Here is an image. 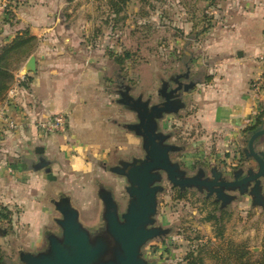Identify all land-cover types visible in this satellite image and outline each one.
I'll return each instance as SVG.
<instances>
[{"label":"crops","instance_id":"crops-1","mask_svg":"<svg viewBox=\"0 0 264 264\" xmlns=\"http://www.w3.org/2000/svg\"><path fill=\"white\" fill-rule=\"evenodd\" d=\"M220 1L214 0L215 4ZM69 4L66 0H30L14 11L10 24L0 18V45L24 29L38 39L31 55L36 60V72L25 74L21 68L15 74V77L27 75L30 83L27 87L13 84L0 105L17 125L10 131L0 121V206L21 209L14 214L12 225L18 222L27 225V241L33 252L40 251L47 232L60 234L53 202L61 196L57 200L45 198L49 192L66 190L69 183L65 176H92L96 167H101L105 176V168L112 159L119 163L144 156L141 138L125 128L130 124L131 111L114 99L115 82L111 71L108 73V69L114 68L113 59L107 54L97 56L98 47L84 39L83 25L67 20ZM233 6L230 11L226 9L227 16L223 10L215 12L210 8L215 15L226 16V21H209L201 27L204 57L191 59V66L199 65L203 75L191 80L187 70L184 74L192 86L186 92H178L199 90L191 116L198 120L205 136L223 145L238 144L262 110L249 87L264 71L258 61L264 47V0H234ZM117 83H120L117 93L120 98L125 88L122 79ZM56 113L67 115V132L41 135L35 122ZM37 148L43 150L41 155L36 153ZM40 157L46 162L43 168H38ZM212 168L208 162L201 161L193 174L186 175L192 176L203 169L205 177H210ZM109 172L106 174L113 176L117 184L123 181L127 184L124 177ZM173 189L179 193L188 191ZM112 196L116 201L113 193ZM72 201L71 206L78 211L79 221L86 229H89L87 223L96 224L91 215H85L87 210L82 214L80 204Z\"/></svg>","mask_w":264,"mask_h":264},{"label":"rangeland","instance_id":"rangeland-1","mask_svg":"<svg viewBox=\"0 0 264 264\" xmlns=\"http://www.w3.org/2000/svg\"><path fill=\"white\" fill-rule=\"evenodd\" d=\"M66 1L70 3L67 5L68 10L72 11V13L68 11L67 20L83 25L82 33L86 35L84 39L90 40L98 47L97 56L107 54L110 57L109 53L118 55L124 51L132 54V59L126 62L123 70H119L114 61V68L108 69L115 82L114 99H119L117 93L120 83L117 82L122 79L121 84L130 88V96L133 99L141 96L143 101L149 100L150 106L163 101V98L157 95V90L164 83L166 88L178 85L173 83L174 77L186 73L187 70L190 72L191 80L203 75L199 65L191 66V59L197 61L204 57L205 45L201 42L203 39L201 27L214 20L225 23L229 9L234 7V0H222L224 4L222 1L215 4L214 0H130L124 13L115 18L108 9L106 0ZM229 1L230 3H227ZM211 7L215 12L223 10L226 16L215 15L213 9L210 10ZM226 9L229 11L227 12ZM211 12L214 13L212 16L209 14ZM216 16L218 17L215 18ZM88 31H90L89 36ZM25 63L26 61L21 65L22 69ZM191 69L194 71L192 72ZM187 79L188 76L179 79L178 82L182 80L183 83ZM253 82L250 83L249 89ZM194 90L180 94L179 99L184 107L177 114L164 115L159 120L158 130L170 135L167 143L182 148L179 153L171 154L172 160L178 162L187 175L193 174L201 161L208 162L210 168L223 169L226 179L231 176L235 167H239L237 169L244 173L249 169L255 171L256 163L242 154L250 138L247 132L244 131L246 136L239 140L238 144L223 145L216 139L205 136L201 131L198 120L191 116L199 95V90L198 93ZM256 103H259L262 109L257 114L259 115L264 112V94L256 100ZM136 120L134 113L131 112L130 123H135ZM259 128L264 129V124ZM255 151H264V136L257 139ZM225 160H228L227 164ZM118 161L117 159L110 161L105 168V176L101 167H96L92 176L74 174L65 176L69 183L65 185L66 190L49 192L45 199L49 201L57 200L60 196L69 197L75 205L80 204L82 214L87 210L85 215H91L96 221V224L94 221L87 223L89 233L99 232L103 228V206L97 196L99 187L102 186L113 193L119 204L120 213L124 211L128 201L125 181L117 184L113 176L106 174L109 172V167L114 166ZM208 173L209 171L206 174ZM161 186L164 190L158 198L156 224L168 229L169 232L162 238L149 241L142 248L143 258L148 264H182L185 254L195 245V242L188 241V238L195 237L197 233L203 237L213 236L211 224L201 221L213 209L214 198L206 200L205 194L188 190L183 199H177L178 191L173 189L166 179H163ZM261 186L264 201V180ZM251 188L252 184L243 193H239L238 189L227 191L226 194L231 196L232 200L222 209L219 205L218 213L227 211L230 214L227 221L225 220L224 237L231 238L235 242H244L251 252L259 254L264 250L262 246L264 206L253 202L250 195ZM17 210L21 209H9L13 214L12 219L15 213H19ZM55 215L57 219L61 218L57 211ZM28 232L27 225L21 222L16 223V226L0 224V256L4 257L7 264H22L20 252H39L31 251L27 241ZM46 248L45 241L40 251Z\"/></svg>","mask_w":264,"mask_h":264},{"label":"water","instance_id":"water-1","mask_svg":"<svg viewBox=\"0 0 264 264\" xmlns=\"http://www.w3.org/2000/svg\"><path fill=\"white\" fill-rule=\"evenodd\" d=\"M36 60L30 56L24 64V73L36 72ZM187 75H178V85L167 91L165 83L158 90L163 98L158 104L149 105L141 96L133 99L129 87L120 93L117 102L136 115L137 122L126 124L125 128L142 140L143 158L131 161H120L109 168L115 175L124 177L127 186L125 192L128 201L125 211L119 213V207L110 190L99 187L97 196L103 211V228L94 234L80 223L79 213L71 206L70 198L61 196L54 201L55 210L61 218L55 222L60 234H46L47 248L37 253L20 252L22 264H148L143 258L142 248L154 239L162 238L169 230L156 225L155 216L158 208V195L163 192L161 181L163 176L172 187L180 192L195 190L205 197L214 196V202L222 209L232 200L227 191L238 189L239 193L251 186L250 195L256 205L264 206L261 194V182L264 180V151H255L257 139L264 136V129L257 128L251 135L247 147L243 150L245 158L252 159L256 170L246 173L238 170L234 180L228 181L220 171L213 167L211 176L205 177V170L199 169L194 175L187 176L178 162L170 159V154L181 150L180 147L167 143L169 134L160 132L159 120L164 115H175L184 106L179 99L181 89L179 79ZM192 83L184 86L186 92ZM43 150L36 149L41 155ZM46 162L39 158L38 168Z\"/></svg>","mask_w":264,"mask_h":264},{"label":"trees","instance_id":"trees-1","mask_svg":"<svg viewBox=\"0 0 264 264\" xmlns=\"http://www.w3.org/2000/svg\"><path fill=\"white\" fill-rule=\"evenodd\" d=\"M72 1V0H68ZM101 1V0H84ZM130 0H106L108 9L117 18L123 14ZM14 19L12 11L4 14V23H11ZM38 39L28 29L16 32L13 38L0 45V105L5 100L8 91L15 82V73L21 65L35 51ZM115 64L123 70L127 61L132 59V54L124 51L118 55L109 53ZM31 79L27 75L20 86L27 87ZM264 124V112L256 116L255 124L246 128L245 132L252 133L256 128ZM185 193H177V199H183ZM205 202V201H204ZM213 209L202 218L203 223H210L213 228L212 237H203L198 233L193 238L195 242L182 259V264H264V250L259 254L251 252L244 242H235L231 238L224 237L223 230L227 217V211L218 213V204L213 203ZM12 212L7 207L0 206V224L12 226ZM226 220V221H225ZM263 249H264V240ZM0 264H7L4 257L0 256Z\"/></svg>","mask_w":264,"mask_h":264},{"label":"built area","instance_id":"built-area-1","mask_svg":"<svg viewBox=\"0 0 264 264\" xmlns=\"http://www.w3.org/2000/svg\"><path fill=\"white\" fill-rule=\"evenodd\" d=\"M30 0H0V18H4L6 11L10 10L12 13L21 6L26 5ZM264 38V32H263ZM258 61L261 63L264 69V47L261 54L258 56ZM24 80V77L16 76L14 85H20ZM264 71L259 79L254 80L251 87V92L255 98H260L264 94ZM0 121L4 122L7 129L13 131L17 128L16 123L6 116L3 108H0ZM69 126V120L65 113H56L46 119H39L35 122V127L37 131L43 135H54V134H64L67 132Z\"/></svg>","mask_w":264,"mask_h":264},{"label":"flooded vegetation","instance_id":"flooded-vegetation-1","mask_svg":"<svg viewBox=\"0 0 264 264\" xmlns=\"http://www.w3.org/2000/svg\"><path fill=\"white\" fill-rule=\"evenodd\" d=\"M184 75V74H183ZM186 78V77H185ZM175 77L172 79V81H173V83H175ZM181 82H182V80H181ZM175 84H178V83H175ZM190 84V81L189 80H186L185 82H183V83H179V85L181 86V90L179 91V92H181V91H183L184 90V86L185 85H189ZM175 86H170L169 88H167V90L169 91L171 88H174ZM125 88V86L123 87V89ZM237 168H239V167H235V169H233L232 170V173H231V176H229L227 179H226V173L225 172H223L224 170L223 169H219V170H221L220 172H221V174H222V177L223 178H225L226 180H228V181H233L234 180V173L236 172V171H238L239 169H237ZM210 198H212V200H213V198H214V196H210ZM210 198H205L206 200L207 199H210ZM215 203V202H214ZM217 203V202H216ZM218 204V206H219V203H217Z\"/></svg>","mask_w":264,"mask_h":264}]
</instances>
